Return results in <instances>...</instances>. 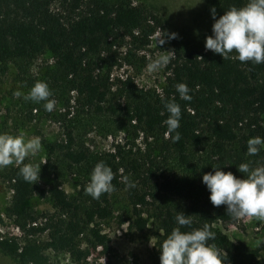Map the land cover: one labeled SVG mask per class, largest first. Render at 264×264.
<instances>
[{
	"label": "trees",
	"instance_id": "16d2710c",
	"mask_svg": "<svg viewBox=\"0 0 264 264\" xmlns=\"http://www.w3.org/2000/svg\"><path fill=\"white\" fill-rule=\"evenodd\" d=\"M245 2L226 0L222 14L229 7H240ZM157 31H164L161 18L132 0H0V74L4 75L9 64H13L24 80L32 61L49 53L55 78L60 79L59 85L75 93L81 112L110 113L119 116L127 127L160 136L167 132L163 123L168 116L164 101L175 100L181 108L177 129L180 139L172 142V134L166 135L159 161L165 162L172 156L180 170L156 174L151 165L158 168L160 164L152 159L145 168H142L145 162L135 159L125 164L117 148L99 154L89 166V174L97 162L103 161L113 171V191L126 187L119 179L121 167L127 170L129 165L131 173L141 177L143 190L136 184L126 187L132 206L128 226L141 233L148 230L159 247L177 226L174 219L177 212H183L192 223L182 226L181 231L201 228L207 223L216 233L209 243L226 253L224 264H264L262 244L254 248L241 242L235 244L213 228V222L229 220L231 216L225 205L211 204L209 191L201 181L204 172L213 171L212 166H220L242 178L243 173L237 169L240 163L251 162L253 167L264 164V149L255 156L246 154L248 138L257 135L263 138L264 134L261 118L264 63H242L234 58L235 52L230 54L233 58L223 60L204 45L182 48L170 39L173 58L166 66L161 90H144L127 77L119 80L123 102L108 103L112 68L142 63L144 56L138 52ZM180 82L189 87L190 101L180 99L176 92L175 85ZM54 150L62 153L69 166L87 161L88 153L75 147L70 128L65 127L64 138L51 145L50 151ZM18 169L17 165L0 168V179L11 191L5 215L24 231L25 238L20 242L15 236L0 234L2 253L18 264H56L47 252L65 251L72 263L87 264L90 249L98 245L107 248L108 237L89 225L111 216V193L92 199L83 185L77 195L70 197L58 179H52L47 186L39 181L31 184L19 176ZM160 194L166 199L161 201ZM33 196L47 198L54 208L53 212L42 214L39 223L26 205ZM146 205L153 207L152 214L144 213L142 207ZM87 229L92 234L91 238H85L89 247L84 249L81 240ZM41 234H46V239L34 237ZM152 257L153 264H160V250Z\"/></svg>",
	"mask_w": 264,
	"mask_h": 264
},
{
	"label": "rangeland",
	"instance_id": "374dc122",
	"mask_svg": "<svg viewBox=\"0 0 264 264\" xmlns=\"http://www.w3.org/2000/svg\"><path fill=\"white\" fill-rule=\"evenodd\" d=\"M226 0H132L133 3L143 4L155 12L162 20L164 31L175 32L174 40L182 48L204 45L205 37L211 33L213 19L210 9L214 6L217 17L222 14ZM150 43L138 52L144 56V61L133 67L128 64L115 66L110 72L112 86L107 95V102L121 103L124 98L121 94L119 80L130 77L135 84L144 90L160 91L165 83L167 75L166 67L156 73L146 72V65L150 59L167 54L173 57V45L170 40L163 45H156L154 36ZM54 62L49 53L36 57L29 66L24 80L21 79L13 64H9L8 71L0 74V133L16 135L24 133L25 137L39 136L41 138V150L34 157H26L25 163H41L39 183L47 186L52 179L61 182L62 189L70 197L77 195L81 186H85L89 179V166L95 158L104 152H113L117 148L121 150L123 163L130 159L145 162L142 168L148 165V160L158 162L161 160L162 141L166 135L160 136L155 132L134 130L125 126L123 120L110 113L96 114L94 112H81L76 101L75 93L68 91L59 85L60 79L55 78ZM37 81H44L48 84L55 101L51 112L45 111L41 102H33L23 99L29 89ZM20 92L21 96H15ZM264 128V112L261 115ZM70 128L74 138L75 147L84 149L88 153L87 161L69 166L62 156V153L50 151L51 145L64 138V129ZM264 138V134H263ZM204 156V155H203ZM154 161V162H155ZM49 165L43 168L44 165ZM156 174H166L180 170L181 167L170 156L165 162L159 161ZM127 170L121 167L119 179L123 184L124 178L136 184L141 190V177L132 174L129 165ZM141 175V174H140ZM150 184V179L148 181ZM11 191L7 183L0 179V234L2 236H15L22 242L25 238L23 230L16 228L13 219L5 215V208L8 205ZM166 199L164 195H159ZM148 200H151L148 198ZM112 214L104 220H97V224L91 223L89 227L95 226L108 237L107 248L101 245L90 249L87 264H153L152 254L159 253V244L150 232H137L129 229L127 218L132 217V206L129 203L126 187L112 191L110 194ZM159 202V201H158ZM157 202V203H158ZM174 204L185 208V205L176 200ZM26 205L37 217V223L42 220V214L53 212L54 208L47 198L33 196ZM144 213H153V207L146 205L142 207ZM124 220V221H123ZM213 228L225 235L233 243L239 242L252 248L262 244L264 246V221L255 218L242 217L235 219L231 217L225 221H215ZM92 232L87 229L86 235L81 240V248L89 247L86 237L91 238ZM38 240L46 239V234L34 236ZM264 253V250L261 251ZM50 259L56 264H74L70 255L65 251H48ZM0 264H18L13 257L0 251Z\"/></svg>",
	"mask_w": 264,
	"mask_h": 264
},
{
	"label": "clouds",
	"instance_id": "9594fccd",
	"mask_svg": "<svg viewBox=\"0 0 264 264\" xmlns=\"http://www.w3.org/2000/svg\"><path fill=\"white\" fill-rule=\"evenodd\" d=\"M200 2V0H199ZM213 19L211 35L205 37L204 47L214 54H219L223 60L233 58L245 63H264V0H246L240 6H231L217 17L216 9H210ZM176 33L161 31L154 36L156 45H163L167 40L176 37ZM173 57L160 54L146 65V72L156 73L166 67ZM180 99L190 101L192 96L186 83L175 85ZM15 96H21L15 92ZM48 84L37 81L23 95V99L33 102L44 101L45 111L51 112L55 101ZM164 109L168 113L163 121L166 125V135H171L172 142L180 139L177 129L180 127L181 108L175 100L164 101ZM163 114V113H162ZM246 154L255 156L264 149V138L261 136L249 137ZM39 136L25 137L24 133L16 135L0 133V168L17 165L19 176L28 183H35L39 179L41 165L28 162L26 157H34L41 150ZM213 171L204 172L202 183L209 191V200L215 206L225 205L226 213L235 219L242 217L255 218L264 221V164L251 166V162H242L237 166L243 177L235 176L231 171H224L220 166H212ZM114 174L112 169L103 161L97 162L91 173L84 192L92 199L98 200L104 193L114 190L112 184ZM126 187H134V183L124 178ZM176 227L160 244V264H224L226 253L218 249L209 241L214 240L216 233L210 230L207 223L201 228L190 231H181L182 226L191 225L189 215L177 212L174 217Z\"/></svg>",
	"mask_w": 264,
	"mask_h": 264
},
{
	"label": "built area",
	"instance_id": "2783aa9c",
	"mask_svg": "<svg viewBox=\"0 0 264 264\" xmlns=\"http://www.w3.org/2000/svg\"><path fill=\"white\" fill-rule=\"evenodd\" d=\"M147 225L150 226V221H148ZM16 228H17V227H16Z\"/></svg>",
	"mask_w": 264,
	"mask_h": 264
}]
</instances>
